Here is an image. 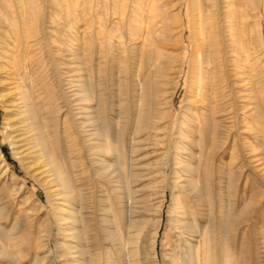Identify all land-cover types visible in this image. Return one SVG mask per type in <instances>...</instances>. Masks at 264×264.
Segmentation results:
<instances>
[{
  "label": "rangeland",
  "instance_id": "1",
  "mask_svg": "<svg viewBox=\"0 0 264 264\" xmlns=\"http://www.w3.org/2000/svg\"><path fill=\"white\" fill-rule=\"evenodd\" d=\"M163 3L158 12L162 22L151 38L154 46L132 31L138 23L131 0H22L24 16L14 31L18 36L12 33L11 38L7 28L0 31V70H5L7 55L23 64L28 76L25 91L19 90L30 97L50 150L85 200H63L40 147L27 149L35 139L25 133L22 104L4 97L10 90L0 76V228L6 235L0 233V252L5 253H0V264H190V251L199 264H264V0H258L234 45L248 50V56L224 55L222 79L232 88L225 92L230 94L229 114L215 138L213 123L206 121L210 106L195 95L199 67L206 62L196 61L201 40H195L190 0ZM221 39L226 45L224 34ZM140 57L144 66L136 75ZM117 67L125 69L120 83L113 77ZM138 81L147 92L146 108H141L147 119L141 127L145 130L153 118L157 129L153 138L146 130L141 135L134 152L139 158L133 159L129 190H124L125 180L95 174L102 170L95 161L113 163L116 156L87 151L97 142H84L74 114L88 104L78 93L88 82L99 100L90 107L96 110L101 102L105 108L95 113L108 138L123 134L127 140L139 122ZM120 107L119 119L113 109ZM70 127L74 136L68 135ZM123 159L124 153L117 155L118 164ZM191 182L202 196L191 190ZM74 213L77 219L83 215L84 222L73 223ZM79 231L80 237H71ZM123 249L129 256H123Z\"/></svg>",
  "mask_w": 264,
  "mask_h": 264
},
{
  "label": "bare ground",
  "instance_id": "2",
  "mask_svg": "<svg viewBox=\"0 0 264 264\" xmlns=\"http://www.w3.org/2000/svg\"><path fill=\"white\" fill-rule=\"evenodd\" d=\"M131 2H132L131 8H130L131 13H135L133 21L135 23H138L137 26L133 25L135 27H132V31L137 32V33H142L143 35H145L144 41L146 42V45L152 44L151 46H154L155 44L153 45L151 38L153 36L155 28L159 25V23L162 22V19H161L162 17H160V14H158V12H159V8L161 6L165 5L163 3V0H131ZM190 4L192 7V11H193V14H192L193 15V22H194L195 27L198 29V31H197L198 36L196 35L195 40L196 41L198 39L201 40V42L198 43L199 45L197 44L200 55L198 56L196 61L199 62V65L203 62H206V65H204V66L200 65V67H199L198 83L196 82L198 85L196 87L197 92L195 95L197 97L201 98L200 103L202 105L210 106V109L207 111L208 115L206 117V121L213 123V126H212L213 135H212V137L215 138V136H217L219 133V130H218L219 126H222V124H223L222 122L227 118L226 115L229 114L228 108H227L228 107L227 106V99L230 96V94L228 92H227L228 94L225 93L228 89L229 84L227 85V82L225 81V79H222L223 78L222 75H224L222 73L223 65L225 62L224 60H225V58H227L226 56L224 57V55H225V53H228V55L231 54L235 58H239V59H240V57H242L244 55L248 56V50H244L243 47L237 48L234 45L237 44L239 36L241 34H243L242 32H244L243 30H245L246 27L249 25L248 20H249V18H251L254 15L253 12L258 7V0H190ZM175 5H176V3L173 4L172 7H175ZM23 16H24V5L22 4V0H0V31L3 30L2 28H7L8 29L7 33L11 36V38H13L12 33L15 34V32H16L15 30L17 29L16 27H18L19 23H20L19 18L23 17ZM85 28H86V30H85L86 32L85 31L84 32H85L86 36L89 37L88 34H90V33H89L88 29H90V26L87 25V27H85ZM222 34H224V36L226 37V40H227V41L225 40L226 41V45L224 44L225 46L223 45V41L221 39ZM14 36H15L14 38H16L18 36V34L16 33ZM181 36H182V34H181ZM243 36H245V35H243ZM90 38H92V37H90ZM18 39H14L13 48H12L13 53H15L16 43L18 42ZM245 39H246V36H245ZM249 39H246L245 41L248 42ZM246 42H244V43H246ZM225 47L227 48L226 52H224ZM166 49H168V48H166ZM249 50H250V48H249ZM151 54H152L151 50L147 51V55H145V56H147V59H151ZM145 56H144V58H146ZM193 56H194V54H193ZM0 58H3V57L0 56ZM142 59L143 58L140 57L136 63V71H137L136 75H138V72H140V69L142 68V66H144L143 65L144 61H142ZM228 61H230V60H228ZM0 64H2V63H0ZM20 64L21 63H19V60L16 59V55H14V56L13 55H7L6 63H4V67H3L5 70H2V71L0 70V76H3V78H4V82H2L1 85L3 84L4 86L9 88V90H10V92L7 95H5L4 97H6L8 99H10V98L15 99L17 101V104H22V107H20L23 109L21 113L22 114L24 113V115L22 116L24 119L22 121L28 122L27 123L28 131L25 133L26 134L31 133V135L35 139V140L33 139L35 141L34 145L30 148H27V149H34V147H40L38 150L42 151L41 153H43V155L46 157L43 159V161L45 162L44 165L45 166L49 165V170L52 172V174L54 176L53 182H54L55 186H57L58 188L60 187L58 189L59 191H57V192H59V193L62 192L61 195L63 197V200H66V201L69 200V202L74 201L76 203L78 202V204H79L80 202L85 201V200H83V197H81V194H79V192H78V194L74 192L75 190L73 187V179H71L67 175H65V173L62 171L59 164L57 163L52 151L50 150L49 145L47 144V142L45 140V135L42 131L41 123L39 121L37 114L35 113L33 105H31L30 97L26 96V94L24 92L25 90L23 88L26 84L25 76H28V74H27L26 70L23 71V69H22L23 64H22V66ZM163 64H166V63H163ZM158 65H160V64H158ZM156 68L157 67H155V69ZM236 69H237V67H236ZM115 71H116V73H114L113 77H115V74H116L117 82L120 83V81L122 80V75L125 74L124 73L125 69L123 67H119V68L117 67L115 69ZM203 72L204 73L209 72L210 74L208 76L205 75V77H204ZM233 72H234V70H233ZM83 79H85V78H83ZM151 79H152V77H151ZM227 79H228V77H227ZM193 80H195V79H193ZM234 80H236V79H234ZM121 82H123V81H121ZM150 82H152V81H150ZM21 86H22V89L24 91L19 90L21 88ZM117 86L120 88L119 84H117ZM136 86L140 90L139 91L140 93H138V96H137V101L135 102V107L139 108V114H138V119H137L139 122H137V127H135V129H133L130 132L129 137L127 138V140L125 139V141H124V137L122 136L123 134L122 135L120 134L121 135L120 137H117V138L113 139V141H111L108 138L107 132H105V130L102 128L101 124H99V118L100 117H98V115L105 108L102 107L103 105L101 102L97 103L96 110H93V107H90L92 102H94V101L97 102L99 100H97L93 96V93L90 90L88 82H84L83 84H81L79 86V89H78L80 101H82L83 103H88V104L80 107V112L78 113V116L76 114H74V122H75L76 127L78 128V131L80 132V134L85 133L84 134V136H85L84 142L89 143L90 141L92 142L94 140L97 142V147L90 145L89 147H87V151H90L91 154L99 153L102 155H108V156H112V157L116 156V159L113 163H108V161H106L105 159H102L100 161H95L96 163H98V166L102 168L101 171L98 170L95 172V174L97 176H104V177L109 178V179H112L114 177H118L120 180L121 179L125 180L126 181V188L124 187L123 188L124 190L125 189L129 190L127 177L129 176V174L130 175L132 174L131 170L134 168L133 167V159L137 160L139 158V157L134 158V152L136 151V149H138V146L143 141V140L139 141L141 135L146 130V131H149L148 134L150 135V138L151 137L153 138V136H156V135H153L152 131L157 129L155 127V123L153 121H151L153 118H151L149 121L152 123L148 127L145 126L146 127L145 130L142 129V127H141L143 125L141 123H143V121H145V119H147V117L146 118L144 117V116H147L145 114L146 112L143 113V114H145L143 116L142 115L143 111H141L142 106L146 105L145 104L146 100L143 98V96L147 92L143 88L144 85H142V83L140 81H138L136 83ZM144 87H146V86H144ZM230 88H232V87H230ZM233 88H234V86H233ZM234 90L235 89H233V91ZM159 91H161V90H159ZM132 92H133V90H132ZM119 94L120 93H118V95ZM149 95H151V92ZM148 100L150 101V99H148ZM118 101L120 102V100H118ZM128 102H129V100H128ZM146 103H148V102H146ZM150 103H152V102H150ZM9 106H15V104L10 103ZM149 106L150 105L148 104V107ZM143 107H145V106H143ZM155 108H156V106H155ZM256 108L257 107H255V110H256ZM95 111H96V113L98 111L99 114L97 115L95 113ZM113 113L119 119L123 114L121 107H120V109L114 108ZM81 114H83V115L80 116ZM217 114L222 115V117H220V118L217 117ZM149 118L150 117H148V119ZM19 119H21V118H17L14 121V124H15V122H18ZM80 119H82L83 121L82 120L80 121ZM114 122L116 123V121H114ZM114 122H111V124H114ZM146 122H148V121H146ZM148 123H145V124H148ZM22 129H24V128H22ZM68 135L74 136V132L72 131L71 127L68 129ZM214 138H213V140H214ZM137 141H139V142H137ZM111 147L113 148V150L111 149ZM79 150L80 149H78V152H79ZM120 153H124V159H123L124 164H121V162H120V164H118L117 155H119ZM92 162H93V160H92ZM96 163H94V164L97 165ZM134 166H136V165H134ZM124 168L126 169L125 172H124ZM135 178H137V176H135ZM195 183L191 182V190H195L199 196H202L201 191L198 189L199 187H197V185H196L197 183L196 184ZM126 197H128V195ZM80 206H81V209L84 208V207H82V205H80ZM76 215H77V213L73 214V218H74L73 223H83L84 222L83 215L80 219H77ZM129 223L131 224V222H129ZM133 223L134 222H132V224ZM130 224H129V226H131ZM180 226H181V224H180ZM0 233H1V228H0ZM2 233H3V231H2ZM2 233H1V236L4 234V233L3 234ZM79 233H81V232L80 231L75 232V233L73 232L71 237L72 238L80 237ZM191 234H193V233H191ZM109 235H110V233H109ZM67 236H69V235H67ZM114 237H115L114 234H112V236L110 237L111 238L110 240L114 239ZM74 248L75 247H72V249H74ZM123 250H124L123 256H127V255L129 256V252L126 249H123ZM203 250H205V249H203ZM78 251H80V249H78ZM193 251H194V249H193ZM120 252H121V250H120ZM0 253H2L3 256L5 255V253L3 254V251ZM6 253L9 254V252H6ZM188 259L185 258V260H188L190 262V264H199L200 263L199 262L200 259H199L198 255H196V253H194L192 251L189 252ZM90 261H92V260H90ZM129 261H131V260H129ZM174 262H175V260H174ZM108 263L109 262H107V264ZM109 264H112V263H109ZM140 264H141V262H140ZM203 264H204V262H203Z\"/></svg>",
  "mask_w": 264,
  "mask_h": 264
}]
</instances>
